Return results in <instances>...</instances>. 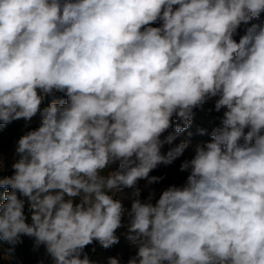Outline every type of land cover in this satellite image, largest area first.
Returning <instances> with one entry per match:
<instances>
[{
	"label": "clouds",
	"instance_id": "obj_1",
	"mask_svg": "<svg viewBox=\"0 0 264 264\" xmlns=\"http://www.w3.org/2000/svg\"><path fill=\"white\" fill-rule=\"evenodd\" d=\"M262 13L264 0H0V126L24 120L0 175V258L26 236L52 264H96L86 247L123 228L126 264H264ZM213 97L226 111L180 164L186 182L142 200L139 181L165 179L150 173L189 141L162 149ZM124 189L130 208L110 194Z\"/></svg>",
	"mask_w": 264,
	"mask_h": 264
},
{
	"label": "rangeland",
	"instance_id": "obj_2",
	"mask_svg": "<svg viewBox=\"0 0 264 264\" xmlns=\"http://www.w3.org/2000/svg\"><path fill=\"white\" fill-rule=\"evenodd\" d=\"M176 7V6H174ZM261 19H264V13L261 15ZM153 26H159V22L153 24ZM240 35H243V26L239 29ZM237 41L239 36L235 37ZM52 99L57 101L66 100V97L63 94L57 93L55 97H50L49 100L45 103L44 106H47V103L51 102ZM218 97H213L209 99L203 109H196L194 112L193 122L190 127L187 129V133H181L177 135L176 140L173 141L172 145H165L162 151L166 152L169 147H174L180 142L189 141V147L184 151L183 155L178 158L170 166L160 165L156 170H153L150 175L152 176H163L165 179L160 183L147 186L146 180H140L138 187L141 189V199L144 200L147 198L150 189H154L156 192V198L159 197L162 190L166 189L171 185L181 186L186 182L188 172H181L179 170L180 164L186 160L191 159L195 154V149L198 145H203L211 141L210 133L213 128L220 126L221 119L223 117L224 111L226 108H222L219 112L215 111L214 104L215 100ZM34 122L31 125L32 128L39 126V118H33ZM24 124V120L14 121L6 126H0V153H2L6 159L7 164L9 165V171L0 173V175H11L12 171L10 169L12 152L14 150V142L23 134L21 129ZM205 130V134L201 135L200 131ZM191 133V135H189ZM169 134L175 135V123L173 122V127L168 132L164 134L167 136ZM163 139V137H162ZM118 166L113 165L111 170H116ZM2 188H0V193ZM133 190L124 189L121 191H113L110 194L116 199H120L125 208H130L131 200L134 198ZM126 232V229H119L117 235L120 237V242L117 245L109 249H103L94 243L93 245L86 247V252L90 260L96 262V264H107L109 257H117L121 260V264H126V261L130 256L135 255V249L132 248L128 241L125 239L123 233ZM94 249V250H93ZM26 254L31 255L36 258L37 261L43 260V262L52 261L51 258L45 255L44 247L41 246L39 251L34 252L32 249H26ZM3 256V255H2Z\"/></svg>",
	"mask_w": 264,
	"mask_h": 264
},
{
	"label": "trees",
	"instance_id": "obj_3",
	"mask_svg": "<svg viewBox=\"0 0 264 264\" xmlns=\"http://www.w3.org/2000/svg\"><path fill=\"white\" fill-rule=\"evenodd\" d=\"M173 122L176 123L175 118H173ZM184 133H187V130ZM4 191H7V189L2 188V191L0 193V202L3 201L2 194ZM26 212H27V206H26ZM21 240L22 242L16 246V251H15L16 260H13L11 264H17V262H19V264H38V261L36 260V258H34L31 255L26 254V249L33 248L34 240L26 236L22 237ZM7 247L8 245L6 244L0 246V257H2L3 255V249ZM0 264H8V262L0 258ZM44 264H52V261L44 262Z\"/></svg>",
	"mask_w": 264,
	"mask_h": 264
}]
</instances>
